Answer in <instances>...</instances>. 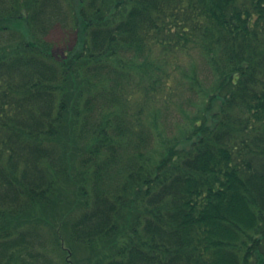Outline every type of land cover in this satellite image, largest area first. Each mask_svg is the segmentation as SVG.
<instances>
[{
    "label": "trees",
    "instance_id": "16d2710c",
    "mask_svg": "<svg viewBox=\"0 0 264 264\" xmlns=\"http://www.w3.org/2000/svg\"><path fill=\"white\" fill-rule=\"evenodd\" d=\"M17 2L34 6L30 21L40 39L55 26L71 33L76 27L64 4L73 8L75 37L102 59L95 61L98 68L107 62L117 69V51L144 50L157 31L171 26L180 39L199 36L207 47H219L236 66L221 76L224 85L207 94L208 107L227 89L222 110L209 116L212 128L196 121L195 140L180 138L188 148L175 162L151 172L137 163L141 172L126 175L122 185L136 196V212L121 204L119 192L120 199H103L84 213L82 221L94 220L85 224V242L94 244L99 234L116 242L99 264H251V257L264 264V0H0L3 20ZM9 34L14 40V33L0 31V221L11 220L0 227V264H37L44 248L38 234L45 235L26 238L17 230L19 218L8 216L25 217L60 184L53 154L67 106L56 85L57 61L43 53L24 55L17 47L9 51L3 46ZM92 134L105 136L101 128ZM149 182L158 183L152 189ZM127 213L131 225L124 221Z\"/></svg>",
    "mask_w": 264,
    "mask_h": 264
},
{
    "label": "rangeland",
    "instance_id": "374dc122",
    "mask_svg": "<svg viewBox=\"0 0 264 264\" xmlns=\"http://www.w3.org/2000/svg\"><path fill=\"white\" fill-rule=\"evenodd\" d=\"M24 2H17L11 18L3 20L0 14V31L15 35L11 40L9 34L3 46L9 51L17 47L24 55L43 53L46 58L57 61L61 84L56 85L61 88L60 96L67 111L61 122L64 129L55 137L58 149L53 154L54 165L62 173L60 184L53 185L42 205L28 208L25 217L8 218H19L17 230L26 234V238L37 231L45 235L44 238L40 234L36 236L44 246L39 251L37 264H46V261L48 264H99V260L108 259L109 244L115 249L116 242L102 240V234L97 236L98 240H92L94 244L85 242V224L87 221L93 224L94 220L82 221L84 213L95 207L94 203L98 207L103 199L105 203L120 199L119 192L121 204L127 205L128 212H136V196L122 185L126 175L138 168L137 163L146 165L151 172L164 162H175L178 153L188 148L180 138L188 139L189 144L195 140L192 134L196 121L212 128L209 116L222 110L227 89L222 88L221 97L214 98L208 107L207 94L219 84L224 85L221 76L236 66L222 49L207 47L199 36L189 41L180 39L176 28L171 26L175 25V19H171V29L166 26L169 29L163 27L157 31L145 43L146 50L131 52L130 48H124L117 51L116 62L121 64L117 69L109 67L107 62L98 68L95 61L102 59L91 56L89 48H81L75 37L78 21L73 8L64 4L66 13H70L69 22L76 27L71 33L55 26L40 39L34 37L30 21L34 6L24 9L28 8ZM175 17L177 22L184 20L177 13ZM97 128L105 133L104 137H93ZM107 161L111 164L104 165ZM157 183L149 182L152 189ZM123 218L126 224L132 222L129 213ZM10 221L3 218L0 227L5 228V223ZM127 227L124 226L126 231ZM262 232L264 235V226ZM259 241L263 246L264 239L260 237ZM18 257L25 260L22 255ZM254 260L250 258L251 264Z\"/></svg>",
    "mask_w": 264,
    "mask_h": 264
}]
</instances>
